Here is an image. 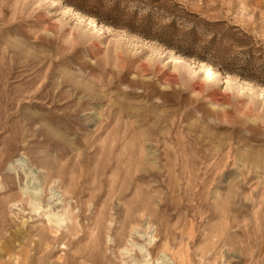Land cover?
Returning <instances> with one entry per match:
<instances>
[{"label":"rangeland","instance_id":"obj_1","mask_svg":"<svg viewBox=\"0 0 264 264\" xmlns=\"http://www.w3.org/2000/svg\"><path fill=\"white\" fill-rule=\"evenodd\" d=\"M0 264H264V0H0Z\"/></svg>","mask_w":264,"mask_h":264},{"label":"bare ground","instance_id":"obj_2","mask_svg":"<svg viewBox=\"0 0 264 264\" xmlns=\"http://www.w3.org/2000/svg\"><path fill=\"white\" fill-rule=\"evenodd\" d=\"M88 19H89V22H91V23H93V25H95V23H96L95 21H93L90 18H88ZM18 163H19L21 169H23V170L26 168L29 169V174H28V176H30L29 182L33 183L32 189L27 187L24 190H26V192H29V194H31L35 200L40 201L42 199V195H43V186L41 185V180L39 179V176H38L39 173L36 170L29 168V166L27 165V163L23 159L18 160ZM29 182L27 183V185H29ZM50 193H51V196L49 198L50 202H52V203L56 202L57 205H61L64 202L61 193H59L55 189H51ZM164 259H165L166 263L169 262V259H166V256H164Z\"/></svg>","mask_w":264,"mask_h":264}]
</instances>
